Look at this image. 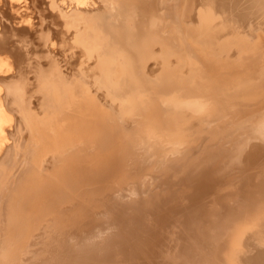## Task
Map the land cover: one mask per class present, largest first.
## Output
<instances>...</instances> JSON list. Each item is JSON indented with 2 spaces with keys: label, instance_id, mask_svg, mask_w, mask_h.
Instances as JSON below:
<instances>
[{
  "label": "bare ground",
  "instance_id": "6f19581e",
  "mask_svg": "<svg viewBox=\"0 0 264 264\" xmlns=\"http://www.w3.org/2000/svg\"><path fill=\"white\" fill-rule=\"evenodd\" d=\"M263 40L264 0H0V264H264Z\"/></svg>",
  "mask_w": 264,
  "mask_h": 264
},
{
  "label": "rangeland",
  "instance_id": "374dc122",
  "mask_svg": "<svg viewBox=\"0 0 264 264\" xmlns=\"http://www.w3.org/2000/svg\"><path fill=\"white\" fill-rule=\"evenodd\" d=\"M263 41H264V40H263ZM263 41H261V43H260V47H261L262 49H264V42H263ZM57 48L60 50V47H57ZM65 49H66V48H65ZM65 49L63 48L64 51H62V52L59 51L60 53H62V54H60V53L58 52V50H57V49L55 50V48H54V50H55V52H56L55 55H57V54L59 53V56H60V55L63 56V54H65V56H63V58H62V57H59V56H56V57H58V58H57V59H58V63L60 64V66H61L62 69H64L65 71H67V69L70 70L69 66L67 65V64L70 62V63H71V66H70V67H73V66H74V67H73V71H74V68H77V66H78V64H77V63H79L78 61H82V60L79 59V58H81L82 56L79 54L78 50H73V49H75V48H73V49H70V48H69L70 50H73V52L77 51V52H75V53H78V54L80 55V57L78 58V56H77L78 54H77V55H76V54L73 55V52H70L75 58H74L73 60L71 59V57L68 59V57H67L68 55L66 56V54L69 53L70 50H69V49H66V50H65ZM76 49H77V48H76ZM70 53H69V55H70ZM55 55H54V57H55ZM72 55H70V56H72ZM73 56H72V58H73ZM65 57H66L67 59H64ZM59 58H60V61H59ZM82 58H83V57H82ZM82 58H81V59H82ZM61 59H62V60H61ZM63 59L66 60V61H64ZM76 59H77L78 61H77ZM67 60H72V61L75 60V62H73V64H72L71 61H68V63H67ZM88 60H90V59H89V58H88V59L83 58V61H88ZM61 61H62V63H61ZM63 61H64L65 64L63 63ZM63 64H64V65H63ZM74 64H77V66H75ZM84 64H85V63H84ZM62 65H63V66H62ZM66 65H67V67H65ZM66 68H67V69H66ZM69 70H68V71H69ZM68 71H67V73H68ZM69 72H70V71H69ZM35 233H36V232H35ZM35 233H33L32 237L36 236L37 233H36V234H35ZM32 246H36V245L34 244V245H32ZM27 252H28V254H27ZM27 252H26V255H28V256H26V257H30V256H31V253L35 255V258H36V257L39 258L38 256H40V253H38V252H34V253H33V252L30 251V254H29V250H28ZM38 254H39V255H38ZM37 255H38V256H37ZM32 256H33V255H32Z\"/></svg>",
  "mask_w": 264,
  "mask_h": 264
}]
</instances>
